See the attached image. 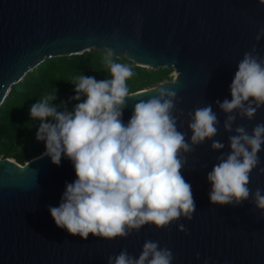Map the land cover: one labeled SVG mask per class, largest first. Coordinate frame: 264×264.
<instances>
[{
    "label": "water",
    "instance_id": "1",
    "mask_svg": "<svg viewBox=\"0 0 264 264\" xmlns=\"http://www.w3.org/2000/svg\"><path fill=\"white\" fill-rule=\"evenodd\" d=\"M260 27L264 6L257 0H0V106L13 86L45 60L111 49L115 57L177 73L173 81L130 93L124 122L136 102L159 87L171 89L179 100L176 109L185 114L212 106L220 121L213 139L228 152L233 133L223 129L226 114L215 101L231 99L229 85L246 51L255 45L264 55V37L255 39ZM180 119L179 130L188 132L186 116ZM257 123H264V106L252 120L238 117L232 127L243 125L251 132ZM210 144L195 146L181 169L195 203L190 220L181 217L159 229L148 223L113 239L70 234L50 216L48 206H58L65 183L76 179L69 159L62 156L57 166L40 155L20 170L15 159L0 156V264H107V257L122 249L138 256L145 240L169 248L172 264H203L206 258L209 264H264V215L251 196L237 206L209 200L206 174L220 154ZM258 155L264 166V150ZM248 186L264 189V173L253 169Z\"/></svg>",
    "mask_w": 264,
    "mask_h": 264
},
{
    "label": "clouds",
    "instance_id": "2",
    "mask_svg": "<svg viewBox=\"0 0 264 264\" xmlns=\"http://www.w3.org/2000/svg\"><path fill=\"white\" fill-rule=\"evenodd\" d=\"M257 3L264 6V0ZM262 37L264 27L255 39ZM102 62L110 78L97 80L81 73L71 81L75 94L70 99L77 101L71 111H58L63 101L51 103L55 90L30 105V117L39 120L35 138L45 145L41 155L57 166L62 156L69 159L76 176L65 183L58 206H48L57 227L85 239L89 233L113 239L148 223L159 229L181 217L190 220L195 203L181 169L186 154L205 140L220 153L206 174L210 202L237 206L251 196L255 209L264 215V189L252 191L248 186L253 169L264 173L258 155L264 150V123H257L251 132L243 125L232 127L238 117L252 120L264 106V55L257 54L255 45L236 65L229 85L231 99L215 101L226 114L223 129L233 133L228 137V152L222 151L223 142L213 139L220 121L212 106L205 104L185 114L176 109L179 100L171 89L159 87L155 95L136 102L124 122L130 96L127 81L133 71L128 64L116 62L111 49H106ZM180 116H186L188 132L179 130L184 124ZM177 229L187 234L183 224H177ZM172 262V251L152 240L144 241L136 257L126 249L107 257V264ZM203 264H209V258Z\"/></svg>",
    "mask_w": 264,
    "mask_h": 264
},
{
    "label": "trees",
    "instance_id": "3",
    "mask_svg": "<svg viewBox=\"0 0 264 264\" xmlns=\"http://www.w3.org/2000/svg\"><path fill=\"white\" fill-rule=\"evenodd\" d=\"M105 51L94 50L49 58L41 63L36 71L26 75L19 83L22 88H13L0 106V155L13 158L21 165L39 157L44 152L45 145L35 138L39 120L30 117V105L55 90L56 99L51 103L60 105L63 101L58 111L64 108L71 111L77 103L70 99L75 94L71 82L75 77L82 73L85 76H94L97 80L110 78V72L102 62ZM114 60L124 63L119 57L114 56ZM170 72L171 69L163 67L134 71L133 76L138 79L131 80L133 76L128 79L129 93L140 90L149 82L168 76Z\"/></svg>",
    "mask_w": 264,
    "mask_h": 264
},
{
    "label": "rangeland",
    "instance_id": "4",
    "mask_svg": "<svg viewBox=\"0 0 264 264\" xmlns=\"http://www.w3.org/2000/svg\"><path fill=\"white\" fill-rule=\"evenodd\" d=\"M94 50H97V49H93V50H91V51H94ZM61 57V56H60ZM53 58V57H52ZM121 59H123V61H124V63H126V64H128L129 65V67L132 69V71L134 72V71H136V70H138V69H148V70H155V69H151V68H149V67H147V66H145V65H143V64H141V63H139V62H136V61H132V60H129L128 58H126V57H121ZM37 68L38 67H36V68H34L33 70H31L29 73H31V72H33V71H36L37 70ZM169 69H171V72H170V74L168 75V76H166V77H164V78H161V79H158V80H155V81H152V82H149V83H147V84H145L144 86H142V88L141 89H150V88H154V87H156L157 85H159L160 83H162V82H164V81H173L176 77H177V74H175L176 73V71H175V69L174 68H169ZM28 73V74H29ZM27 74V75H28ZM133 79H138V77H132V79L131 80H133ZM23 80H21L20 82H18V83H16L14 86H13V88H17V89H21L22 88V86L19 84V83H21ZM12 88V89H13ZM140 89V90H141ZM138 91V90H137ZM43 142V141H42ZM44 143V142H43ZM1 157H3V155H0Z\"/></svg>",
    "mask_w": 264,
    "mask_h": 264
},
{
    "label": "bare ground",
    "instance_id": "5",
    "mask_svg": "<svg viewBox=\"0 0 264 264\" xmlns=\"http://www.w3.org/2000/svg\"><path fill=\"white\" fill-rule=\"evenodd\" d=\"M175 74H177V73H175ZM38 158V157H37ZM36 159V158H35ZM34 161V159H31V161H28L26 164H24V165H21L20 166V170H24L26 167H28L32 162Z\"/></svg>",
    "mask_w": 264,
    "mask_h": 264
}]
</instances>
